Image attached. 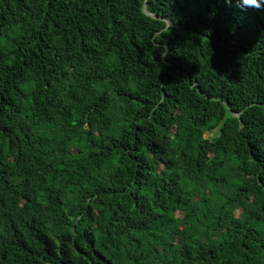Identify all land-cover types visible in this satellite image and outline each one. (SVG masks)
Masks as SVG:
<instances>
[{
  "label": "trees",
  "instance_id": "obj_1",
  "mask_svg": "<svg viewBox=\"0 0 264 264\" xmlns=\"http://www.w3.org/2000/svg\"><path fill=\"white\" fill-rule=\"evenodd\" d=\"M0 264H264V0H0Z\"/></svg>",
  "mask_w": 264,
  "mask_h": 264
},
{
  "label": "rangeland",
  "instance_id": "obj_2",
  "mask_svg": "<svg viewBox=\"0 0 264 264\" xmlns=\"http://www.w3.org/2000/svg\"><path fill=\"white\" fill-rule=\"evenodd\" d=\"M208 136V134H206V137Z\"/></svg>",
  "mask_w": 264,
  "mask_h": 264
}]
</instances>
